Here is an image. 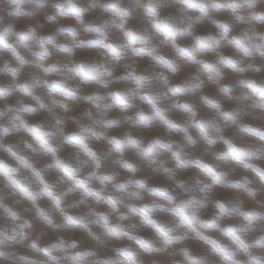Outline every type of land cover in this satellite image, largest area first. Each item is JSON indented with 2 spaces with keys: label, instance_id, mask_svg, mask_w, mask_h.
I'll use <instances>...</instances> for the list:
<instances>
[{
  "label": "rangeland",
  "instance_id": "obj_1",
  "mask_svg": "<svg viewBox=\"0 0 264 264\" xmlns=\"http://www.w3.org/2000/svg\"><path fill=\"white\" fill-rule=\"evenodd\" d=\"M0 39V264H264V0H0Z\"/></svg>",
  "mask_w": 264,
  "mask_h": 264
},
{
  "label": "snow or ice",
  "instance_id": "obj_2",
  "mask_svg": "<svg viewBox=\"0 0 264 264\" xmlns=\"http://www.w3.org/2000/svg\"><path fill=\"white\" fill-rule=\"evenodd\" d=\"M148 7L149 8H151V5H148ZM197 40L199 41L200 40V38L199 37H197ZM0 43H6L4 40H2V39H0ZM7 47H12L11 45H6ZM81 67H83V66H81ZM137 79H139V78H137ZM22 87H27L26 85H22ZM117 95H118V93H117ZM109 123H110V121H109ZM200 126L201 127H203V124L201 123L200 124ZM174 155H177L178 156V154L177 153H174ZM215 170L213 169V172H214ZM217 175H219V174H217ZM45 190L46 191H49V189L47 188V186H45ZM96 195H99V193H96ZM185 215L187 216V213L185 212ZM189 219H194V218H189ZM117 235H119V232H117Z\"/></svg>",
  "mask_w": 264,
  "mask_h": 264
}]
</instances>
